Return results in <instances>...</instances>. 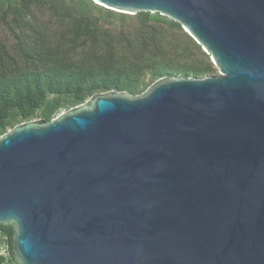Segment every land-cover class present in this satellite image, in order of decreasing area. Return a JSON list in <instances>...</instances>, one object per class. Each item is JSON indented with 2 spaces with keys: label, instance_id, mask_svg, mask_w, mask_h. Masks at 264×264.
Here are the masks:
<instances>
[{
  "label": "water",
  "instance_id": "95a60500",
  "mask_svg": "<svg viewBox=\"0 0 264 264\" xmlns=\"http://www.w3.org/2000/svg\"><path fill=\"white\" fill-rule=\"evenodd\" d=\"M93 1L178 21L219 74L97 93L2 134L14 260L264 264V0Z\"/></svg>",
  "mask_w": 264,
  "mask_h": 264
},
{
  "label": "trees",
  "instance_id": "16d2710c",
  "mask_svg": "<svg viewBox=\"0 0 264 264\" xmlns=\"http://www.w3.org/2000/svg\"><path fill=\"white\" fill-rule=\"evenodd\" d=\"M218 69L178 21L120 13L93 0H0V136L48 121L97 93L140 94L161 77H205ZM14 231L3 226L9 257Z\"/></svg>",
  "mask_w": 264,
  "mask_h": 264
},
{
  "label": "rangeland",
  "instance_id": "374dc122",
  "mask_svg": "<svg viewBox=\"0 0 264 264\" xmlns=\"http://www.w3.org/2000/svg\"><path fill=\"white\" fill-rule=\"evenodd\" d=\"M0 252H1L3 255L9 257V252H8V250H7L6 247H5V242H1V243H0Z\"/></svg>",
  "mask_w": 264,
  "mask_h": 264
},
{
  "label": "flooded vegetation",
  "instance_id": "af4514ba",
  "mask_svg": "<svg viewBox=\"0 0 264 264\" xmlns=\"http://www.w3.org/2000/svg\"><path fill=\"white\" fill-rule=\"evenodd\" d=\"M2 230H3V227H2V229H0V240H1V236H2V235H1V233H2Z\"/></svg>",
  "mask_w": 264,
  "mask_h": 264
},
{
  "label": "crops",
  "instance_id": "0c3cea01",
  "mask_svg": "<svg viewBox=\"0 0 264 264\" xmlns=\"http://www.w3.org/2000/svg\"><path fill=\"white\" fill-rule=\"evenodd\" d=\"M1 242H4V241H3V239H2V240H0V243H1ZM0 253H1V252H0Z\"/></svg>",
  "mask_w": 264,
  "mask_h": 264
}]
</instances>
